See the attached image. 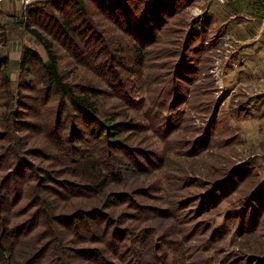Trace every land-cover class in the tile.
Segmentation results:
<instances>
[{
  "label": "rangeland",
  "instance_id": "rangeland-1",
  "mask_svg": "<svg viewBox=\"0 0 264 264\" xmlns=\"http://www.w3.org/2000/svg\"><path fill=\"white\" fill-rule=\"evenodd\" d=\"M80 1L0 0V264H264V60L206 5Z\"/></svg>",
  "mask_w": 264,
  "mask_h": 264
},
{
  "label": "crops",
  "instance_id": "crops-1",
  "mask_svg": "<svg viewBox=\"0 0 264 264\" xmlns=\"http://www.w3.org/2000/svg\"><path fill=\"white\" fill-rule=\"evenodd\" d=\"M192 3L206 5L200 23L206 20L218 36L239 45L242 52L259 54L253 60H264V0H193ZM238 63L233 64L234 68Z\"/></svg>",
  "mask_w": 264,
  "mask_h": 264
},
{
  "label": "trees",
  "instance_id": "trees-1",
  "mask_svg": "<svg viewBox=\"0 0 264 264\" xmlns=\"http://www.w3.org/2000/svg\"><path fill=\"white\" fill-rule=\"evenodd\" d=\"M75 3H77L79 5L80 10L82 11V7L84 9V6L82 5V2L80 0H73ZM143 1V5H144V9L143 12L144 14L146 13V11L148 12V9H154V22H158L161 19H165L167 16V10H174L179 8L181 3H186V4H190L192 3L193 0H142ZM121 4L123 5L121 0H111V6H117ZM126 7V6H125ZM85 13V12H83ZM82 13V14H83ZM86 14V13H85ZM159 15V16H156ZM209 25L208 22L205 20L204 22L197 23L198 25ZM29 34L34 37L43 47V52L45 53L44 56H42L41 52H35L32 51L30 49H24L23 53H22V57H21V61H20V66L22 68L25 67V65L29 62H34L36 64H38L40 66V68L42 69L44 76H45V84L49 87H53L55 88L58 92L63 93V94H69L70 93V87L67 84H64L62 82V77L59 73V69H58V63H57V57L55 56V54L52 52L51 50V46L48 44V42H46L43 37L41 36V34H39L36 30L31 29L29 31ZM140 51V50H139ZM5 66V63L3 62V59L0 58V71L1 69ZM69 100L71 101V103H73L76 107H78L80 110L82 111H86L87 113H91L93 111H95V104L94 101L87 97V96H73L72 94L69 95ZM108 130V134L113 135V133L110 132V130L112 128L107 127L106 128ZM115 136H117V134H114ZM111 147H113L114 145H117L118 142H111ZM116 235V234H115ZM1 247V245H0ZM124 251H128V249H126L125 247L123 248ZM5 251V250H4ZM5 252H3L0 249V261L3 260L6 255L4 254Z\"/></svg>",
  "mask_w": 264,
  "mask_h": 264
}]
</instances>
